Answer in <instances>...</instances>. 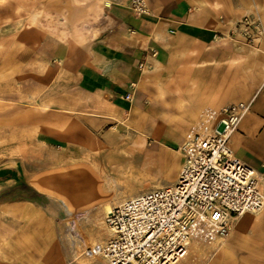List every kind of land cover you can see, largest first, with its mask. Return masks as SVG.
<instances>
[{"label":"crops","instance_id":"obj_1","mask_svg":"<svg viewBox=\"0 0 264 264\" xmlns=\"http://www.w3.org/2000/svg\"><path fill=\"white\" fill-rule=\"evenodd\" d=\"M34 1V23L24 26L19 45L52 67V84L62 74L73 86L51 84L35 96V108H15L27 119H4L41 151L32 166L25 162L30 169L22 159L0 169V195L34 197L0 202V264H107L81 256L100 238L81 239L80 253L64 246L58 203L74 232L97 226L105 205L150 191L155 177L154 189L172 186L183 160L172 166L165 150L209 133L230 104H250L229 147L260 177L264 193V0H144L142 16L130 10L131 0H44L46 9ZM245 18L261 29L251 44L237 27ZM216 244L210 264H264V209L234 220Z\"/></svg>","mask_w":264,"mask_h":264},{"label":"built area","instance_id":"obj_2","mask_svg":"<svg viewBox=\"0 0 264 264\" xmlns=\"http://www.w3.org/2000/svg\"><path fill=\"white\" fill-rule=\"evenodd\" d=\"M129 7L137 16L147 13L144 0H131ZM237 27L246 44L261 34L256 20L245 18ZM249 107L246 103L223 107L209 133L185 140L178 149L183 162L175 184L112 208L103 219L110 237L87 246L81 256L107 264H177L203 228L225 237L234 220L260 213L264 209L260 177L229 147Z\"/></svg>","mask_w":264,"mask_h":264},{"label":"rangeland","instance_id":"obj_3","mask_svg":"<svg viewBox=\"0 0 264 264\" xmlns=\"http://www.w3.org/2000/svg\"><path fill=\"white\" fill-rule=\"evenodd\" d=\"M2 2L3 0H0V4ZM15 2V0H12L10 3H5V7L0 8V169L9 165L11 162L20 161V159L23 160L26 167L28 165H26L27 163L25 162H29L28 164L32 166L34 154L41 151L35 146L34 139L24 128H20L24 129L23 133H20V131H18L19 126H4V119H8V117H17V120L27 119L28 114L15 115V108H35L37 104H40L41 99H36L35 96L39 91L45 89V87L51 86V77L53 73L52 67L40 65V57H38L33 49L19 45V38L24 31V26L27 23H34V20L30 19V14L34 15L35 12L38 11L36 7L37 4L34 0H25L22 3ZM40 5L42 9H46V6L50 5V3H46L43 0V3L38 4V6ZM14 11L24 13V15L26 14V18H19L18 14L16 15ZM44 21L47 26H50V20ZM54 77L53 86L64 89L72 88L73 85L68 83L66 75L59 74L58 77L56 75ZM15 133L17 135H15ZM164 133L169 134L168 132ZM170 134H177V132H170ZM156 147L157 146L149 145L148 150H156ZM168 148L170 150H165L166 155L170 160L172 159L171 165L175 166L181 161L182 157L176 153L178 147L171 146ZM136 160L140 166L144 167L145 163L142 161L143 159L141 157ZM30 167L28 166L27 168L30 169ZM171 170H173V168ZM153 171L155 175H158L161 168H156L155 166ZM122 175L130 176V173L123 172ZM139 175L138 188L141 190L143 182L141 170ZM169 178L170 174H167L161 179V182L163 183ZM159 183L160 179L155 177L150 181L149 185L144 186L146 189L152 190L156 188ZM58 204L59 211H56L58 213L57 221L59 223L60 235L63 234L62 243L64 246H68L69 244L71 248L74 247V252L80 253L84 245L87 244L81 242V239L100 238V241L95 242H101L110 237V232L107 228L105 229L103 218L98 222L97 226L82 227L79 228V230L75 227L73 232L71 229L72 224L68 222V216L64 211L63 204L61 202ZM229 232L230 228L228 234ZM227 236L220 237L214 229L210 227L203 228L201 237L190 244L188 253L184 259L177 264H210L211 259L216 254V242L223 240ZM93 243L94 242L90 244Z\"/></svg>","mask_w":264,"mask_h":264},{"label":"trees","instance_id":"obj_4","mask_svg":"<svg viewBox=\"0 0 264 264\" xmlns=\"http://www.w3.org/2000/svg\"><path fill=\"white\" fill-rule=\"evenodd\" d=\"M23 189H28L24 184H22ZM15 198H22L26 200H33L34 197L30 195H24V194H18V195H13L11 197H7L5 194L0 195V202L9 200V199H15Z\"/></svg>","mask_w":264,"mask_h":264},{"label":"bare ground","instance_id":"obj_5","mask_svg":"<svg viewBox=\"0 0 264 264\" xmlns=\"http://www.w3.org/2000/svg\"><path fill=\"white\" fill-rule=\"evenodd\" d=\"M103 210H104L105 213H109L111 211V207L109 205H105Z\"/></svg>","mask_w":264,"mask_h":264}]
</instances>
